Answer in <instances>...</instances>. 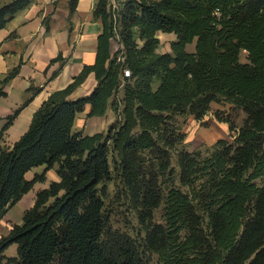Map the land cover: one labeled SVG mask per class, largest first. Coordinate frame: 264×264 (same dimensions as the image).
Segmentation results:
<instances>
[{
  "label": "trees",
  "instance_id": "16d2710c",
  "mask_svg": "<svg viewBox=\"0 0 264 264\" xmlns=\"http://www.w3.org/2000/svg\"><path fill=\"white\" fill-rule=\"evenodd\" d=\"M114 2L94 3L101 23L94 64L49 96L18 141L0 145V219L47 171L58 178L0 237V264H150L152 255L159 264H264V0ZM76 3L69 0L71 13ZM27 4L0 7V29ZM159 33L175 37L169 52L160 51ZM112 40L120 45L114 54ZM90 72L93 91L66 99ZM220 98L245 113L243 124L208 157L181 150L179 180L189 191L174 183L164 190L169 148L183 137L167 120L186 112L200 118ZM86 104L87 117L111 108L117 121L106 132L73 133ZM112 166L144 228L139 244L105 214ZM37 167L45 172L27 180ZM162 205L163 221L155 223ZM11 245L16 256L6 257Z\"/></svg>",
  "mask_w": 264,
  "mask_h": 264
},
{
  "label": "crops",
  "instance_id": "0c3cea01",
  "mask_svg": "<svg viewBox=\"0 0 264 264\" xmlns=\"http://www.w3.org/2000/svg\"><path fill=\"white\" fill-rule=\"evenodd\" d=\"M14 0H0V7ZM28 4L16 12L0 29V132L7 117L18 111L12 123L3 131L0 145L11 147L29 129L34 114L49 96L66 89L78 78L84 68L92 66L96 59L98 35L101 23L94 19L95 0H77L73 13L69 0H27ZM169 35L159 33L158 37ZM175 37L173 36L172 40ZM120 45L110 42L112 54ZM59 60H56L57 58ZM16 70V73L12 74ZM12 74V75H11ZM93 72L67 96L68 100L89 95L96 87ZM123 95L122 89L118 97ZM113 101V99H112ZM90 105L76 115L72 132L90 136L102 132L115 115L109 108L102 117H87ZM45 172L44 167L33 168L26 174L31 180ZM58 181L54 170L45 173V181L37 182L18 203L0 219V237L13 225L22 223L24 211L30 209L36 194ZM16 248V245H15ZM6 257L15 255L7 254Z\"/></svg>",
  "mask_w": 264,
  "mask_h": 264
},
{
  "label": "rangeland",
  "instance_id": "374dc122",
  "mask_svg": "<svg viewBox=\"0 0 264 264\" xmlns=\"http://www.w3.org/2000/svg\"><path fill=\"white\" fill-rule=\"evenodd\" d=\"M114 2V0H111ZM114 4H116L114 2ZM161 36V52H169L173 35ZM188 52H194V43L187 46ZM241 63L247 62V53L242 51L239 55ZM158 83H154L156 87ZM113 112V111H112ZM114 113V112H113ZM115 115V114H114ZM110 124L117 121L116 115ZM246 115L240 109L233 107L224 98L210 103L209 110L200 118H196L190 113L172 114L168 123L177 134L183 135L182 140L173 148H169L171 154V167L167 173L161 176L162 186L165 189L175 188L187 193L189 189L182 186L179 180V168L176 164L178 153L186 150L189 153L199 152L202 157H208L218 148L217 143L220 140L231 142L235 137L236 130L243 124ZM109 125V126H110ZM107 126L102 132H106ZM111 165H114L111 161ZM112 179L106 184V195L104 196V211L109 216V224L114 230L127 233L135 240L137 244L144 238V228L132 208L124 186L119 180V176L112 166ZM174 180V181H172ZM51 199L50 201H52ZM164 206L156 208L152 214V220L155 223L163 221ZM15 245H11L7 254L15 255ZM149 256V255H147ZM150 264H159L158 257L151 256Z\"/></svg>",
  "mask_w": 264,
  "mask_h": 264
},
{
  "label": "built area",
  "instance_id": "2783aa9c",
  "mask_svg": "<svg viewBox=\"0 0 264 264\" xmlns=\"http://www.w3.org/2000/svg\"><path fill=\"white\" fill-rule=\"evenodd\" d=\"M123 73H124V76L126 77L130 76V72L127 69H125Z\"/></svg>",
  "mask_w": 264,
  "mask_h": 264
}]
</instances>
